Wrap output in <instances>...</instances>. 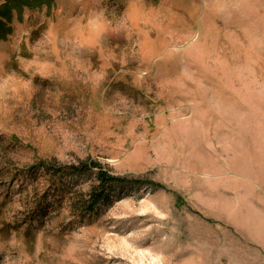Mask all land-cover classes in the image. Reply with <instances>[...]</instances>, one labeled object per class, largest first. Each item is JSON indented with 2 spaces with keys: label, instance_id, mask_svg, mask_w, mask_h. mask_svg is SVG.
<instances>
[{
  "label": "rangeland",
  "instance_id": "374dc122",
  "mask_svg": "<svg viewBox=\"0 0 264 264\" xmlns=\"http://www.w3.org/2000/svg\"><path fill=\"white\" fill-rule=\"evenodd\" d=\"M35 3L0 33V264H264V0ZM98 167L131 182L88 211Z\"/></svg>",
  "mask_w": 264,
  "mask_h": 264
},
{
  "label": "trees",
  "instance_id": "16d2710c",
  "mask_svg": "<svg viewBox=\"0 0 264 264\" xmlns=\"http://www.w3.org/2000/svg\"><path fill=\"white\" fill-rule=\"evenodd\" d=\"M35 2H38V0H16V2L15 0H3V3L0 5V33L3 34L7 30H9V26L6 21L10 19L9 14H11L12 9L15 8L14 6L19 5L20 3L22 6L24 5L34 7L37 5ZM3 18H5L6 21L3 20ZM94 164L95 163L91 162H81L79 165L56 168L51 167L47 169L52 170L55 173L66 172L70 174H80L85 173L88 169L94 167ZM97 179L98 185L90 192L89 199L85 204V208H87L88 211H93L98 203L108 199L111 187L131 182L126 178L114 176L108 171H105L99 167L97 172ZM134 184L138 183L134 182Z\"/></svg>",
  "mask_w": 264,
  "mask_h": 264
}]
</instances>
